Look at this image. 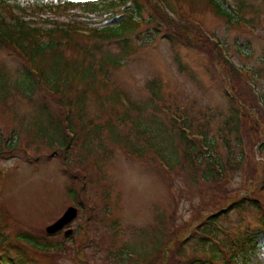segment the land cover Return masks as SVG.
<instances>
[{"label": "rangeland", "instance_id": "1", "mask_svg": "<svg viewBox=\"0 0 264 264\" xmlns=\"http://www.w3.org/2000/svg\"><path fill=\"white\" fill-rule=\"evenodd\" d=\"M35 1L44 6L85 0ZM152 1L156 3V0L136 2L145 20L150 16ZM227 1L228 9L238 12L232 21L241 15L240 23L227 22L206 0H166L175 18L203 27L225 45L231 61L250 69L241 73L243 80L249 79L250 93L256 96L257 92L258 99L264 103V0H242L243 5H239V0ZM116 9L120 12L122 7ZM111 17V13L93 12L83 17L76 6L56 16L59 20L96 28L113 25L109 22ZM43 18L36 17L31 24L43 25ZM152 19L148 25L140 24L128 31L126 45L116 39L79 34L62 45L63 55L71 63L96 65L102 55L116 54L121 60L117 65L107 64L108 79L100 71L87 82L76 79L74 88L81 94L84 92V98L82 118L74 119L73 128L80 134L81 125L77 122L82 121L91 123L89 128L100 130L83 133L66 150L60 149L59 144L64 142L65 134L52 128L48 114L39 108L43 106L52 114L51 120L58 119L63 126L66 123L62 112L67 114L70 104L58 105L50 90L43 87H38L30 99L21 95L17 75L27 61L12 48L0 45V69L8 76L0 78V146L3 147L0 149V256H5L7 262L0 264H129L102 260L106 249L118 251L122 247H131L139 256L151 253L148 261L141 259L139 264H264L263 240L258 239L252 250L235 243H239L238 237L261 228L264 117L257 116L250 107L236 76L230 77L226 66L215 58L216 54L195 43L193 31L177 29L172 34L171 21L157 15ZM166 32L173 41L167 40ZM195 33L198 34L197 29ZM96 43L99 46L94 48L93 57L81 49L85 46L91 50ZM238 47L242 51H236ZM72 85L69 82L65 88ZM118 94L125 104L114 98ZM261 103L258 100V115L264 114ZM234 109L244 114L241 129L235 130L238 121L231 115ZM73 110L79 111L75 105ZM173 115L188 124L193 138L195 132L205 134L206 141L200 142L203 151H206L204 145L213 141L208 152L200 155L214 154L219 159L226 168H216L222 178L193 183L192 170L183 155L184 146L169 136ZM135 123L140 129L148 126L153 137L147 133L146 140L144 135H137ZM158 126L164 129L165 137L160 135L164 134L160 129L155 138ZM73 134L69 138L73 136L74 140L76 133ZM133 142L143 148L141 155L130 147ZM171 145L180 162L173 169L163 166L156 155L158 146H162V153L171 154ZM70 189L77 191L81 202L79 216L69 225L78 231L69 237L63 236V230L48 235L45 227L73 203L68 195ZM103 191L108 193L110 209L120 221L118 234L105 229L107 223L101 209ZM235 192L256 199L261 209L248 205L240 211L226 210L225 217L219 221L225 231H215L219 242L212 240L215 246L209 240L206 245H200L194 233H198L196 226L184 223L196 224L197 216L206 214L205 209L215 203L217 207L226 201L229 204L230 200L224 197L230 195L233 199ZM85 195L94 206L92 215L97 214L99 219L94 216L90 219ZM160 215L164 216L162 222L158 219ZM225 250L228 251L223 254ZM231 253L232 260L228 258Z\"/></svg>", "mask_w": 264, "mask_h": 264}, {"label": "trees", "instance_id": "2", "mask_svg": "<svg viewBox=\"0 0 264 264\" xmlns=\"http://www.w3.org/2000/svg\"><path fill=\"white\" fill-rule=\"evenodd\" d=\"M136 2L137 0H104L103 2L88 0L81 3L63 1L60 4H56L55 8L53 9L50 5H44L43 8H46V10H43L41 9L42 6L35 0H30L26 4L23 0H0V45H6L12 48V50H15L20 56L23 57L25 61H27L26 66H24L23 70L17 75L19 77V80L17 82L19 93L24 97L30 99L32 94L37 90L38 87H43V89L51 91L50 94L51 96H53L55 102L58 105L64 106L66 102L70 104L69 109L71 117H65L68 124H66L64 127L61 126V122L59 120H54L52 124V114L47 112V110L43 108V106L39 108L43 110L41 112H43L44 114H48V120L53 125L52 128H55L58 131L62 130L63 135L65 134L64 142L59 141V143L62 145V147L65 148V150L69 148V144L75 145L79 141L80 136L83 133H88L87 130L81 127L80 134H77L76 128H73L74 119H77V117L82 118V106L84 98V92L81 91V94L80 91H77L74 88L76 79L87 82L88 79L94 78L98 71L106 69L107 64L111 63L110 65H114L118 63L120 58L117 54L114 56L102 55L101 59H99L97 62L98 68L95 67L94 62L92 64L89 63V65H79L76 63H71L69 59L67 60L64 57L62 52V45H64L65 43H69V41L72 40L73 35L76 34V30L86 29L88 27L77 25L70 20H59L56 18V16H59L62 12L73 9L74 6L78 7V10L81 11L83 17L86 16L87 12H93L94 14L111 13L112 17L109 19V22H111L113 25H107L101 28L91 27L89 29H91L93 32L90 34V36H99L102 39H116L117 41H121L126 45L127 38L125 37V34L128 31L135 30V28L140 25L139 22L136 21L133 17V13L141 16L142 12V9ZM152 2L153 6H151V12L149 14L150 16L147 18V21L145 20V24L148 25V23H151V20H153L152 18L157 15V18L163 19L164 17L171 21V23H169V28L173 32L172 34H176L175 31H178L177 29H184L188 33H192L193 31V38L196 41L195 43H197V45L206 46L207 48L202 49H207L208 52H213L214 54H216L214 55L215 58L226 66L227 73H229L230 77L236 76L235 80L240 83L239 87L243 94L248 98L247 102L249 103L250 107L255 109L257 116L263 119L264 114H260L261 116L258 115L259 107L256 103L254 95L250 93L247 82H244L243 75L233 64L229 63L223 58L218 46L213 41L209 40L205 35H203L201 30L195 24H188L178 19H172L163 11L157 1L156 3L154 1ZM206 2L216 11L217 14L222 15L224 18H227L229 20L234 17L231 11L226 8L225 3H223L222 0H206ZM134 3L135 9L133 12L131 6ZM241 4L243 5L244 3L242 2V0H239V5ZM119 6L122 7L124 12L121 14L117 13V15L115 16L114 13L117 12L118 9L116 8ZM33 10L36 11V14ZM36 17L46 18H43L45 24L39 26L32 25L31 20L36 21ZM238 21L240 22V20ZM247 21L249 20L247 19ZM160 22L161 21H158V25H160ZM196 29L198 34L195 33ZM165 36L167 37V40L173 41L172 35H169V33L166 32ZM187 39L189 40V36H187ZM98 46L99 45L96 43L93 45L91 50L86 48L85 46H82L81 49H84L87 55L93 57V50ZM127 54V52L124 53V56H126ZM4 75L5 73H3L0 69V78H2ZM6 77L8 78V76ZM69 82H73V85L69 86V88H65V86ZM73 105L77 106V109L79 110L78 112L74 113ZM231 115L236 117L238 121L237 124H235V130L241 129V120L244 118V114H241L236 109H234ZM75 116L76 118H74ZM65 127L76 133L74 140H71L66 131L63 130V128ZM143 127V132L150 133L151 137H153V134L151 132L152 130L146 128L148 127L146 125H143ZM160 129L164 131V129H162L160 126L156 127L157 131L155 134V138L160 134ZM171 129L172 132H169V136L171 138L178 139V141L185 147V149H183V155L188 162V166L192 170L191 180L193 181V183L199 184L201 181L207 183V181L209 180H218L219 174L214 167L213 160L211 157L204 155L205 151H203V149H200L201 147L199 145V140L187 136V134L183 130L177 127V124L175 122L171 123ZM93 130L99 132L100 129L95 128ZM160 135L162 137H165V135L167 134L164 131V134ZM67 138H69V140H67ZM55 139L56 137H54V140ZM157 142H159L158 144H161L159 140ZM2 148L3 147L0 146V149ZM138 149L140 152H142L143 148L139 147ZM162 151V146H158V155L162 159H165L166 153L164 154L162 153ZM201 153H204L203 156L200 155ZM168 156H172V159L168 158L169 161L167 163L169 164V166H177L178 164H180L177 157L178 153L175 149H173L172 145L171 154H169ZM200 156H202L203 159ZM230 166L234 167V165ZM237 193L238 192L232 194L233 196H235L233 197V199H231L230 195H228V197H224L227 200H230V202L229 204L228 201L224 202L222 204L223 206L221 205L222 208H220L221 206L217 207V204L215 203V205H211L210 208L205 209L206 214L198 215L197 217H199V219L196 224L184 223L187 226H189L190 224L196 226L198 233H194L197 234V242L200 245H205L210 240V237H212V235L217 230V228L215 227V223L225 217L224 212L226 210L232 208L240 211L248 205H252L257 209H261L259 205L260 203L256 199H252L247 196H238ZM201 202L202 201H200V203ZM200 203H198L196 207ZM196 210L197 209H195V211ZM198 212L199 211L197 210V214ZM163 218L164 216H158L160 222H162ZM259 222L261 224V228L252 231L249 238H247L248 240L255 241L257 239H261L264 242V214L260 217ZM130 250H132L133 253H136V251L132 248ZM105 251L106 252L104 254V259H102L104 262H107V260H114L122 262L126 261L129 264H139L141 259L146 262L149 258L147 254H142L143 257H139V254H137L140 258L139 260H137V256V258L134 257L136 259L131 258L132 256H128L124 252H118L114 248H109ZM0 260H2L1 257ZM8 262H10V259L8 260ZM17 264L20 263L18 262Z\"/></svg>", "mask_w": 264, "mask_h": 264}, {"label": "water", "instance_id": "3", "mask_svg": "<svg viewBox=\"0 0 264 264\" xmlns=\"http://www.w3.org/2000/svg\"><path fill=\"white\" fill-rule=\"evenodd\" d=\"M76 216V208L68 207L64 214L54 223L46 227L48 233H53L61 229L66 223L70 222ZM71 233V230L65 232V235Z\"/></svg>", "mask_w": 264, "mask_h": 264}, {"label": "flooded vegetation", "instance_id": "4", "mask_svg": "<svg viewBox=\"0 0 264 264\" xmlns=\"http://www.w3.org/2000/svg\"><path fill=\"white\" fill-rule=\"evenodd\" d=\"M60 233V232H59Z\"/></svg>", "mask_w": 264, "mask_h": 264}]
</instances>
